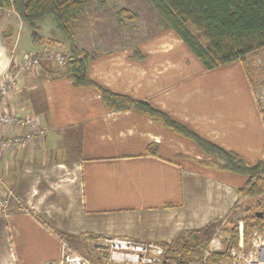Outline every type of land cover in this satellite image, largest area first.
<instances>
[{
    "label": "crops",
    "instance_id": "0c3cea01",
    "mask_svg": "<svg viewBox=\"0 0 264 264\" xmlns=\"http://www.w3.org/2000/svg\"><path fill=\"white\" fill-rule=\"evenodd\" d=\"M24 26L0 8V77L14 55L63 53L62 46L69 57L55 27L40 34L53 45L35 46ZM95 32L76 25L74 39L95 55L87 67L92 83L148 103L250 166L264 160L256 86L241 62L207 70L166 27L127 48H101ZM46 67L21 74L6 105L48 132L0 153V178L13 192L0 213V264L56 261L63 244L84 250L96 237L165 245L166 255L235 211L246 177L217 170L193 142L140 112L109 111L95 88L75 87L62 67Z\"/></svg>",
    "mask_w": 264,
    "mask_h": 264
},
{
    "label": "trees",
    "instance_id": "16d2710c",
    "mask_svg": "<svg viewBox=\"0 0 264 264\" xmlns=\"http://www.w3.org/2000/svg\"><path fill=\"white\" fill-rule=\"evenodd\" d=\"M161 17L166 28L189 48L207 70L239 61L254 52L264 51V0H147ZM82 7L81 0H0V8L14 12L28 27L35 46L51 45L40 35V23L51 18L55 31L65 40L69 49L64 76L73 86L95 88L109 111L140 112L161 124L174 134L193 142L205 155L212 158V166L219 171L246 177L247 183L238 190L240 200L252 201L264 194V160L255 166L248 165L240 156L228 152L196 135L185 125L175 122L168 115L155 110L148 103L115 95L92 83L87 67L95 55L78 50L74 46L76 19ZM121 11V17L126 14ZM43 63V64H42ZM40 65L47 71L46 63ZM53 64V63H51ZM55 65V64H53ZM57 66V65H56ZM60 67V66H59ZM247 72V69H245ZM247 76L250 79L249 72ZM147 153L156 156L155 152ZM250 205H248L249 208ZM248 213V212H247ZM244 238L249 241L255 230H264V214H246L242 219ZM237 225H232L225 239L226 249L236 246ZM183 240L187 242L184 237ZM165 251L167 250V246ZM226 253H214L205 264H220ZM165 264L164 260L163 263Z\"/></svg>",
    "mask_w": 264,
    "mask_h": 264
},
{
    "label": "built area",
    "instance_id": "2783aa9c",
    "mask_svg": "<svg viewBox=\"0 0 264 264\" xmlns=\"http://www.w3.org/2000/svg\"><path fill=\"white\" fill-rule=\"evenodd\" d=\"M66 60L63 54L47 49L37 53H25L18 62L14 59L0 77V128L11 132L8 135H0V153L26 146L44 137L48 132L33 117L21 116L6 110L10 97L18 88L20 75L38 69L44 61L62 67ZM253 95L264 123V82L254 88ZM12 199V190L0 178V213L8 210ZM93 242L92 246L95 250L105 253L103 257L105 264H162L164 260L165 248L158 244L109 237H96ZM225 246V239L214 236L206 247L202 263H206L209 255L226 253V259L220 264H264V230L253 231L249 241H246L242 223H239L236 246L230 249H226ZM45 264L92 263L63 244L60 258Z\"/></svg>",
    "mask_w": 264,
    "mask_h": 264
},
{
    "label": "rangeland",
    "instance_id": "374dc122",
    "mask_svg": "<svg viewBox=\"0 0 264 264\" xmlns=\"http://www.w3.org/2000/svg\"><path fill=\"white\" fill-rule=\"evenodd\" d=\"M82 7L77 14L75 25H89L96 31V36L102 41L97 44L101 48H127L135 43L149 37L152 34L160 33L164 30L165 25L147 0H81ZM121 11L126 14L119 15ZM42 30L40 34L49 35L50 29L53 28L51 18L47 17L41 22ZM24 35H28L29 29L24 26ZM48 41H53L52 39ZM53 45V42H50ZM30 45V44H29ZM61 48H63L61 46ZM65 57L67 54L64 50ZM59 53V52H58ZM18 53H16L17 55ZM15 59L20 60V56L10 58V63ZM10 65V64H9ZM243 65V64H242ZM244 68L249 72L251 84L256 88L264 82V51H257L249 54L245 58ZM254 90V89H253ZM264 127V123H263ZM248 205L249 208H248ZM9 209V208H8ZM248 212V213H247ZM264 214V194L255 200H241L235 211L231 213L225 222L217 223L216 226L209 228L207 231L191 234L187 242L181 243L176 249L167 251L164 256L165 264H203L202 259L206 252L210 240L214 236L226 239L229 236L232 225L238 226L241 219L246 214L251 213ZM243 227V223H242ZM244 228V227H243ZM244 234V229H243ZM94 242L92 241V244ZM84 250H71L75 254L86 257L92 264H105L103 257L105 253L98 252L92 246ZM94 245V244H93ZM211 255L208 256V259ZM208 263V260H207Z\"/></svg>",
    "mask_w": 264,
    "mask_h": 264
}]
</instances>
